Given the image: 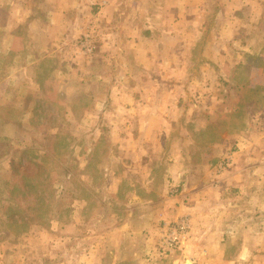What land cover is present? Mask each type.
<instances>
[{
    "label": "rangeland",
    "instance_id": "obj_1",
    "mask_svg": "<svg viewBox=\"0 0 264 264\" xmlns=\"http://www.w3.org/2000/svg\"><path fill=\"white\" fill-rule=\"evenodd\" d=\"M240 1L224 6L238 11L241 39L221 40L228 54L212 61L214 12L197 33L190 11L180 19L168 0L163 31L147 17L151 41L140 49L152 51L150 72L137 70L142 56L122 53L115 24L107 45L89 24L43 55H34L38 31L15 46L0 33V264H182L161 255L160 227L188 208L171 219L159 210L154 231L131 221L145 200L176 209L187 187L216 202L202 231L193 223L186 255L197 264H207L214 219L234 227L235 241L256 235L236 228L264 224V0H253L255 13ZM158 79L165 88L147 83Z\"/></svg>",
    "mask_w": 264,
    "mask_h": 264
},
{
    "label": "crops",
    "instance_id": "obj_2",
    "mask_svg": "<svg viewBox=\"0 0 264 264\" xmlns=\"http://www.w3.org/2000/svg\"><path fill=\"white\" fill-rule=\"evenodd\" d=\"M245 0L238 2V6H241ZM102 3H106L107 8H102ZM226 8L229 7V0H174V11H179V18L183 19L184 14L182 10L190 11L191 19L193 20L196 32L199 33L207 24L206 20L210 11L214 12L212 18H209V22H213L221 28L215 29V40L206 44L204 47V56L209 60H216L219 56L228 54V47H222V41L229 40L230 34L234 35V39H241L239 30V22L237 17V10L233 13V10L225 13ZM249 4L253 5L254 13L258 8V4L253 0ZM105 5V4H104ZM170 8L168 0H141L134 2L133 0H125L123 3L112 0H0V33L3 34L4 39L11 41L15 45H18L20 40L29 36L31 32H34V40L36 39V32H39L41 45L37 47L34 55H43L45 52H50V47L54 43V40H73L78 38L77 36L82 34L81 28H86L89 24H95L94 28L100 35L101 42L105 45L107 38H112L110 30L115 26L119 31V42H122L125 46V50L122 53L126 55L142 56L143 65L142 68L137 70H143L144 72H150L152 67H149L150 59L148 57L152 54L149 49L141 50L140 48L150 45V28L148 27L147 17H150V22L156 21L162 25L159 31H163L162 26L166 24V11ZM156 9L157 13H152ZM101 11V12H100ZM150 11L152 14H150ZM225 13V14H224ZM104 14V15H103ZM157 16V20L154 18ZM186 20V17H185ZM179 20L177 17L173 19L175 24ZM181 21V20H180ZM180 23V22H179ZM183 24V23H180ZM234 24V25H233ZM194 30V29H193ZM206 30H209L207 28ZM205 31V30H204ZM203 31V32H204ZM195 32V33H196ZM144 33V34H143ZM210 31H207L208 35ZM194 33L192 32V35ZM199 35V34H198ZM202 39V37H201ZM4 40V41H5ZM115 39L112 40V43ZM197 40V38H196ZM222 40V41H221ZM129 41L134 43L138 42L137 53L131 54L128 49ZM111 45V44H110ZM225 45V43L223 44ZM121 47V46H120ZM164 47V46H163ZM221 48V49H220ZM225 48V49H224ZM164 50V51H162ZM203 50V49H202ZM178 51H176L177 53ZM226 52V53H225ZM6 53V52H5ZM159 55L166 54V48L159 49L157 51ZM155 55V53H153ZM183 56L184 54H177ZM114 56V55H109ZM110 60V59H109ZM101 62H105L102 60ZM164 64V61L163 63ZM141 66V65H140ZM151 66V65H150ZM152 84L151 86L157 88H165L166 83L161 82V79L157 81L151 80L147 82ZM162 93V95H160ZM159 98H163V92H159ZM155 98V97H154ZM133 165H138L137 162ZM180 193L178 196L180 206L176 209L172 207L175 204L174 201L159 202V199L145 200V211H137L136 207L132 212L133 219L132 225H140L147 231H154L157 229V223L159 221V213H163L164 219H171L172 217L179 215L182 210L187 211L183 214L191 215L196 231L198 227H204L210 222H202L201 215L207 213L213 207H216V202L210 192L203 190L200 187L194 189L178 190ZM166 197V193L164 195ZM186 202V208H184L183 202ZM172 202V205H168ZM169 207V208H168ZM173 208V209H172ZM160 210V212H159ZM222 219L215 220L211 225H208L206 231V248L209 253L207 264H264V224L257 227L250 228L247 225H239L236 230L240 232L256 231V235L251 237V240L241 239L235 241L230 238V232H235L233 226L225 225L222 223ZM206 223V224H204ZM236 226V227H237ZM216 233V234H215ZM222 233V241L217 242L213 237ZM244 237H247L245 234ZM235 249L236 253L228 254L230 250ZM215 261V262H213Z\"/></svg>",
    "mask_w": 264,
    "mask_h": 264
},
{
    "label": "built area",
    "instance_id": "obj_3",
    "mask_svg": "<svg viewBox=\"0 0 264 264\" xmlns=\"http://www.w3.org/2000/svg\"><path fill=\"white\" fill-rule=\"evenodd\" d=\"M224 168L225 164L221 165L220 169L224 170ZM160 228L162 231V256L169 257L178 254L182 258V264L198 263L196 257L186 255L187 245L188 243H192L193 219L191 215L184 214L174 221H166Z\"/></svg>",
    "mask_w": 264,
    "mask_h": 264
},
{
    "label": "trees",
    "instance_id": "obj_4",
    "mask_svg": "<svg viewBox=\"0 0 264 264\" xmlns=\"http://www.w3.org/2000/svg\"><path fill=\"white\" fill-rule=\"evenodd\" d=\"M21 168H22L23 170H25V171H26L28 167H23V166H22Z\"/></svg>",
    "mask_w": 264,
    "mask_h": 264
}]
</instances>
